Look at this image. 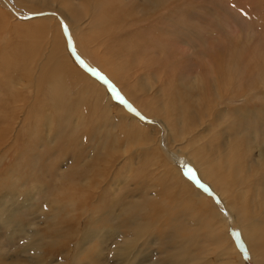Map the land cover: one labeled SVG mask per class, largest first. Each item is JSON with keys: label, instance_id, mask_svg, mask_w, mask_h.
<instances>
[{"label": "rangeland", "instance_id": "obj_1", "mask_svg": "<svg viewBox=\"0 0 264 264\" xmlns=\"http://www.w3.org/2000/svg\"><path fill=\"white\" fill-rule=\"evenodd\" d=\"M69 40L121 91L91 84ZM262 208L264 0H0V264H164L189 212L212 225ZM226 233L242 249L232 219ZM211 249L191 244L223 264Z\"/></svg>", "mask_w": 264, "mask_h": 264}, {"label": "bare ground", "instance_id": "obj_2", "mask_svg": "<svg viewBox=\"0 0 264 264\" xmlns=\"http://www.w3.org/2000/svg\"><path fill=\"white\" fill-rule=\"evenodd\" d=\"M70 31L74 32V34L76 36L77 27H73L72 29H70ZM75 47L78 48V45H76L74 41L69 40L68 43L66 42V46H64V49H65V51H67V48H68V50L70 52V56H71V54H73L75 56V58L77 60L76 61L77 66H78L77 69L80 71V73L84 77H86L90 81L91 84H93V85H95V83L99 84L101 87H98V88L102 92L104 91L105 87L107 90H111V88H115L116 86H120L119 89L120 88L122 89L121 84H120L121 82L118 79L119 74L111 76L110 75L111 72L106 70L105 67L103 68L102 66H100L96 61H94V62L97 65L94 64L93 62H91L88 58L86 59V57H80L78 54H76L74 52V50L76 49ZM89 51H90V49H89ZM70 56L67 53V55H65L64 58L70 59L74 64L75 61ZM113 63H115L116 65H118V64L122 65L121 62H113ZM194 79H196L195 76H194ZM121 89H120V91H121ZM109 102H111V100H109ZM130 103L126 102L125 104H127V108L129 110H133L131 108V106H129ZM132 106H133V104H132ZM131 118L134 119V117H131ZM159 125H160L159 128H160L161 135H160L159 139L157 138L158 139L157 144L159 146H161L162 142L160 143V140H163L164 147L161 146V150H162V152H163V154H164V156L168 162L167 164L168 165L173 164L172 166H175L177 164V162H179L180 159L182 160V153L183 152L180 148H177V150H171V148H168L166 146V144L173 137V136H170V134L173 132V130H172L173 127H171L167 122H164V121H161L160 123H158V126ZM180 126H182V125H179L178 129H180ZM175 131H176V129H175ZM167 152H171L173 155L169 158L167 156ZM188 185L192 188L193 195H194L197 203H199L201 200L205 199L210 194V193L207 194L208 193L207 190H206L207 193L205 192V190L203 193L202 191L204 188L202 189V187L198 186L196 183H194V185H193L191 182H188ZM198 187H200V188H198ZM225 194L226 193L223 194L222 198H225V196H226ZM232 194H233V191H232ZM243 198H245V196H243ZM238 199H240V197H238ZM209 202L211 203L212 207L215 206L211 200ZM73 204H75V203H74L73 199H71V201H69V208L71 211H73V209H74ZM205 206L206 205H203V208ZM245 206H241V208H238L235 210L236 211L244 210L246 208ZM63 209H64V207L58 205V207H56L57 211L55 213H59ZM257 213L258 214L252 213L255 215L253 217H247V218H246V216H245V218L242 217L241 220H239L237 218L238 213L235 214V212H233V211H231V213L228 212L227 216L226 215L223 216L219 213H216V214L212 213L211 214L212 218L215 220L216 223H218V225L215 226L216 225L215 222L210 223L212 225H209L208 222L206 221V219L203 217L202 213H199L200 214L199 215L196 212H193V213L189 212L188 217H187V220H189V221L187 223V226L183 229L184 233L180 236H176L177 232L172 230L166 236V242L167 243L175 242L178 245L174 249V253L165 256L164 259L162 260V262L164 264H205V263H207V258L193 257V255H192L193 253L191 250V244L197 243L200 247H202L203 244L208 243L209 245L212 246V249H211L212 254L208 260L210 262H216V260H220L223 264H245V260H247V261H249V262L251 261L255 264H264V209L262 208V210H260ZM69 215H71V214H69ZM172 218H173V221L175 223V226H177V223L175 222L176 217L172 216ZM230 219H232L234 222H236L238 227H239V233H241V235H242V237L239 239V241L245 240V242H242V244H241L242 249L237 248L233 243L234 237L232 236L233 239L231 240L232 237L231 236L229 237L226 233L227 225H228V222ZM132 225H133L132 233L134 232V235L133 236L130 235V237L128 239H125V241H124L125 243L122 245L125 249L127 248V250L131 249V252L133 250V247L140 242L142 236L146 235L147 230H148L149 226L151 225V223L149 221H142L139 218L138 220H133ZM204 231L209 232L207 239H205L202 235V233ZM243 243H244V247H243ZM205 249L208 250L207 245H206ZM38 255H41V251H40V254L38 253ZM129 256H128V258H129ZM24 259H26V258H24Z\"/></svg>", "mask_w": 264, "mask_h": 264}, {"label": "flooded vegetation", "instance_id": "obj_3", "mask_svg": "<svg viewBox=\"0 0 264 264\" xmlns=\"http://www.w3.org/2000/svg\"><path fill=\"white\" fill-rule=\"evenodd\" d=\"M74 52H75L76 54H78L80 57H84V56L82 55V53H81L80 48H76V49L74 50ZM65 55H67V53H66ZM66 60H67L68 63L72 62L70 59H66ZM72 63H73V62H72Z\"/></svg>", "mask_w": 264, "mask_h": 264}]
</instances>
